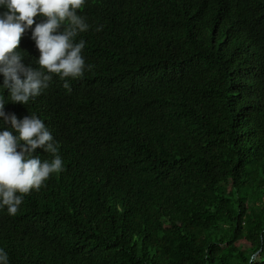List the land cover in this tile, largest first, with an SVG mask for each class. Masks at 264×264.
Masks as SVG:
<instances>
[{"label": "trees", "instance_id": "16d2710c", "mask_svg": "<svg viewBox=\"0 0 264 264\" xmlns=\"http://www.w3.org/2000/svg\"><path fill=\"white\" fill-rule=\"evenodd\" d=\"M80 14L91 70L5 105L41 118L64 161L15 216L0 210L10 264H264V0ZM30 37L18 48L38 67Z\"/></svg>", "mask_w": 264, "mask_h": 264}, {"label": "clouds", "instance_id": "9594fccd", "mask_svg": "<svg viewBox=\"0 0 264 264\" xmlns=\"http://www.w3.org/2000/svg\"><path fill=\"white\" fill-rule=\"evenodd\" d=\"M87 2L0 0V210H6L9 216L18 213L25 195L39 191L52 175L60 174L64 161L59 143L41 118L33 113L18 119L15 113L5 111V105H28L50 87L54 75L70 92V82L82 79L91 70L92 65H86L82 54L86 41L75 39L90 28L80 14ZM26 32L31 33L39 52L35 59L38 67L26 64L25 52L18 48ZM37 149L51 154L52 159L42 160ZM0 264H10L2 247Z\"/></svg>", "mask_w": 264, "mask_h": 264}]
</instances>
